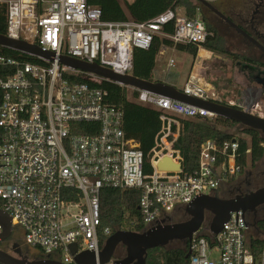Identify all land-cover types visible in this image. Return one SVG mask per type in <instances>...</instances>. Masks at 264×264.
Masks as SVG:
<instances>
[{"label": "built area", "instance_id": "obj_1", "mask_svg": "<svg viewBox=\"0 0 264 264\" xmlns=\"http://www.w3.org/2000/svg\"><path fill=\"white\" fill-rule=\"evenodd\" d=\"M1 4L6 6L7 38L97 64L122 76L132 75L133 50L147 51L155 36L165 37L173 45L195 46L196 59L212 37L198 10L193 18L175 9L148 22L109 23L102 21L100 9L89 6L87 0H0ZM169 24L173 33L165 35L163 28ZM208 58L202 59V70ZM33 59L38 62L0 55V210L10 217L12 226L22 230L25 245L39 250L44 258L75 264L70 253L75 244L76 254L90 251L98 264V254L113 233L104 228L100 244L99 197L103 189L140 192L138 211L145 232L166 224L170 213L195 199L213 196L228 177L241 173L235 138L219 145L204 142L197 170L183 172L182 157L173 146L179 125L171 116L216 118L210 112L55 61ZM173 67L174 61L169 59L167 68ZM192 74L193 67L182 89L185 95L264 120L261 88L244 90L232 99L220 95L202 76L200 83ZM102 82L136 92L137 104L160 113L162 127L149 153L150 173H144L146 160L139 145L125 138L121 111L106 104ZM171 125L176 127L175 134ZM165 157L180 165V170L158 171L157 165ZM253 232L251 221L241 211L230 213L216 234L210 231V223L203 224L183 242L184 264H264V246L258 256L251 249V240L256 238Z\"/></svg>", "mask_w": 264, "mask_h": 264}, {"label": "trees", "instance_id": "obj_2", "mask_svg": "<svg viewBox=\"0 0 264 264\" xmlns=\"http://www.w3.org/2000/svg\"><path fill=\"white\" fill-rule=\"evenodd\" d=\"M89 6H95L100 9L101 19L109 23L148 22L167 10L180 9L184 6L185 15L188 18L195 17L198 6L186 5L184 0L173 2L172 0H87ZM199 11V10H198ZM201 19L205 22L204 18ZM207 31L212 34L211 38L204 43L203 49L216 55H228L220 47L216 37V31L206 24ZM165 35L173 33L171 24L163 28ZM6 34V6L0 5V35ZM174 48L175 51L189 55L192 59L196 57L197 48L190 44H176L165 37L155 36L147 51L134 49L132 53V76L139 80L155 83H164L174 86L168 80H161L155 77L156 58L161 48ZM0 55L5 58H11L18 61L36 63L33 58L19 54L17 52L0 48ZM232 60L240 61L243 64L252 63L248 58L236 57L230 55ZM254 63V62H253ZM0 69V76H2ZM10 71V70H9ZM12 73V70L10 71ZM100 87L107 91L106 104L109 107L118 109L122 113V131L125 138L134 140L145 157L144 173H150L149 153L154 146V139L161 131L162 124L159 120L160 113L156 110L143 107L135 102L137 93H129L126 88L108 82H102ZM176 88V87H175ZM182 91V89H178ZM178 122V136L174 141V148L182 157V170L185 173H192L198 168L200 146L206 141H213L221 144L224 141L236 139L239 143V158L237 164L241 167V172L246 168L247 163L254 166L264 158V134L242 127L240 136L232 134L237 126L232 121L216 117L193 118V119H175ZM90 134L89 132H84ZM171 133H176V127L171 125ZM172 140V137L169 138ZM250 150L248 155L246 150ZM235 176L228 177L226 185L232 186ZM228 189V188H227ZM227 189H220L221 199H232L238 195L239 191L234 189L228 193ZM140 192L138 190L120 191L116 189H103L100 192V226L99 242L102 245L104 237L101 232L104 228H110L114 231H131L142 233L143 225L140 223V214L138 211V201ZM180 211H184L181 209ZM251 221L256 238L251 240V249L255 256H258L264 246V213L258 217H248ZM186 221V220H185ZM184 222V221H183ZM132 224V225H131ZM177 242L179 248H156L147 251L146 264H184L185 262V244ZM173 243V242H172ZM117 255L115 259L120 258ZM45 259L42 255L37 260Z\"/></svg>", "mask_w": 264, "mask_h": 264}, {"label": "water", "instance_id": "obj_3", "mask_svg": "<svg viewBox=\"0 0 264 264\" xmlns=\"http://www.w3.org/2000/svg\"><path fill=\"white\" fill-rule=\"evenodd\" d=\"M197 3L205 6L212 13L216 14L224 20L231 28H233L243 38L247 39L258 49L264 52V49L245 32L237 28L233 23L227 20L222 14L212 7L206 0H196ZM0 48L11 50L30 58H43L55 61L61 65L83 73L93 74L102 79H106L113 83H118L124 87H131L139 91H145L156 96L168 98L186 105L204 109L215 117L232 121L244 128L258 131L264 134V120L251 116L242 111L218 105L211 102H204L194 97L185 95L177 88L164 84L139 80L132 75H119L112 71L102 68L97 64H87L73 58L63 57L51 52L42 50L37 46H31L23 41H15L0 35ZM158 171L177 172L180 165L174 164L170 158L161 159L157 165ZM264 205V187L253 192L237 195L232 199H221L219 190H215L213 196H202L195 199L191 204L184 208L188 220L174 224L161 223L142 233L131 231H114L109 236L102 249L100 250L97 261L98 264H107L114 258L115 250L118 246H122L125 250V257L115 259L114 264H146L147 251L164 248L168 244L178 241L186 242L190 240L193 233L197 232L204 223L205 215H211L210 231L214 234L218 233L225 222L229 219L232 212L241 211L242 213H255L256 209ZM0 243L7 241L12 233V224L10 217L0 210ZM11 252L15 255H9L0 250L1 264H62L49 258L43 260L28 261L26 256L22 255L20 246L13 244ZM70 253L74 256L75 264H96V258L90 251L76 254V245L70 247ZM187 258V255L185 256Z\"/></svg>", "mask_w": 264, "mask_h": 264}, {"label": "rangeland", "instance_id": "obj_4", "mask_svg": "<svg viewBox=\"0 0 264 264\" xmlns=\"http://www.w3.org/2000/svg\"><path fill=\"white\" fill-rule=\"evenodd\" d=\"M208 1V0H206ZM240 0H213L210 2L218 12H222L221 9L225 5H237ZM242 1V0H241ZM222 7V8H221ZM184 11V6L181 8ZM198 16L201 18L200 13ZM218 32V42L220 47L228 55L213 54L210 56V53L204 50L205 56L198 57L197 59H192L189 55L183 54L178 51H168L163 58H159L155 66V77L161 80H168L174 84L177 89H183L186 85L188 77L192 71L193 65L197 60H201L209 57L207 61L203 64V69L201 68L200 75L204 78L205 82L211 84V86L222 96L228 98H239L240 93L244 90L251 89L256 85V82L253 80V77L256 75V72H253L245 67L242 62L234 61L229 57L234 55L236 57H243L252 59L253 49L249 44L244 40L237 37L232 31H230L226 26L217 25ZM172 59L174 61L173 68H167L168 60ZM202 81V80H201ZM257 87V86H256ZM264 91V88L261 87ZM173 120L177 119L175 116H171ZM242 126H237L232 130V134L240 136ZM248 179L249 185L245 184L242 187L241 183L245 182ZM232 187L242 190L255 191L264 187V158L256 163L254 166H250L247 163L246 168L243 172L235 176V180L231 183ZM229 185H226V182L220 187V189H227ZM172 217L166 224L180 223L185 220H188V216L184 211H177L175 213H170ZM211 215L206 214L204 223L208 225L211 221ZM252 233V232H251ZM252 235H256L253 232ZM9 240L16 242L22 249L24 256H26L28 261H37L40 257L39 250L28 247L24 243L23 232L22 230L14 225L12 226V233ZM8 246L7 244L5 245ZM3 247L0 243V249ZM180 245L177 242L170 243L167 248H179ZM120 245L117 247L114 253V258L121 254L125 253L124 248ZM55 257H52V260ZM53 261L59 262V259ZM61 263V262H60Z\"/></svg>", "mask_w": 264, "mask_h": 264}, {"label": "flooded vegetation", "instance_id": "obj_5", "mask_svg": "<svg viewBox=\"0 0 264 264\" xmlns=\"http://www.w3.org/2000/svg\"><path fill=\"white\" fill-rule=\"evenodd\" d=\"M209 4L212 5L210 2ZM197 5L199 7L198 10H199L201 17L204 18L205 20V24L211 26L216 31L215 32L216 37H218V32L216 30L217 25L226 26L237 37L241 38L242 40H244L247 44L251 46L254 52L253 54H251L252 59L250 60L253 61L254 63L252 62V63H248L244 65L247 69L251 70L252 72L253 70L256 72V75L253 77V80L256 82V85H252V86L264 88V52L258 49L255 45H253L247 39L243 38L233 28H231L224 20H222L216 14L212 13L205 6L199 3H197ZM212 7L216 9L213 5ZM221 11L222 12H219L220 14H222L227 20L233 23V25H235L237 28L245 32L249 37L255 40L264 49V0H242V1L240 0L237 5H225L221 9ZM245 184L249 185L248 179L245 182L241 183L240 186L242 187ZM234 189L239 191L238 195L239 194L244 195V194L253 192L251 190L250 191L242 190V189L240 190L232 186L228 187L227 192L231 194ZM220 192L221 191L219 189V195H220ZM263 213H264V205L258 207L255 213L247 212L246 214L248 217L251 216L254 218V217L261 216ZM15 243L16 242L8 239L7 241L2 243L3 247L0 250L15 257V255L12 254L11 252V246ZM6 244L8 245L7 247L5 246ZM21 252H22V255L24 256L22 249H21ZM120 255H121L120 258L125 257V253L124 254L121 253Z\"/></svg>", "mask_w": 264, "mask_h": 264}, {"label": "crops", "instance_id": "obj_6", "mask_svg": "<svg viewBox=\"0 0 264 264\" xmlns=\"http://www.w3.org/2000/svg\"><path fill=\"white\" fill-rule=\"evenodd\" d=\"M125 1H127V2H131V0H125ZM208 1H213V0H208ZM184 3L187 5H194V6H198L197 5V2H196V0H184ZM181 13H184L185 14V10L183 11L181 8L180 9H178ZM163 47L164 48H167V49H163ZM162 48H161V50H160V52H159V55L157 56V58H156V62H157V60L159 59V58H163L165 55H166V53L168 52V51H174V49L173 48H169V47H165V46H163ZM162 51L164 52V53H162ZM205 52V51H204ZM210 57V56H209ZM200 72H201V70H200Z\"/></svg>", "mask_w": 264, "mask_h": 264}, {"label": "bare ground", "instance_id": "obj_7", "mask_svg": "<svg viewBox=\"0 0 264 264\" xmlns=\"http://www.w3.org/2000/svg\"><path fill=\"white\" fill-rule=\"evenodd\" d=\"M204 56H205L204 50L203 49H200L199 56L198 57H202L203 58ZM201 68H202L201 67V60H197L195 62L194 67H193V74H192V76H193L194 79H198L200 83H202V81L200 79V77H201V75H200Z\"/></svg>", "mask_w": 264, "mask_h": 264}]
</instances>
